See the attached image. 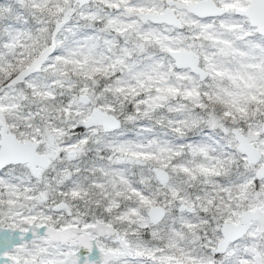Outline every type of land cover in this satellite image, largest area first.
<instances>
[{
  "label": "snow or ice",
  "instance_id": "6c2138e0",
  "mask_svg": "<svg viewBox=\"0 0 264 264\" xmlns=\"http://www.w3.org/2000/svg\"><path fill=\"white\" fill-rule=\"evenodd\" d=\"M0 264H264V0H0Z\"/></svg>",
  "mask_w": 264,
  "mask_h": 264
}]
</instances>
